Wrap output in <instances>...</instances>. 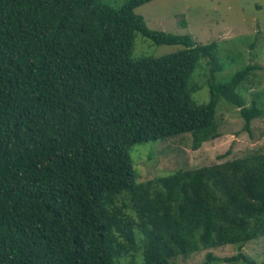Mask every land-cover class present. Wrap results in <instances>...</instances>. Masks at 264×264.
Here are the masks:
<instances>
[{"label":"trees","instance_id":"obj_1","mask_svg":"<svg viewBox=\"0 0 264 264\" xmlns=\"http://www.w3.org/2000/svg\"><path fill=\"white\" fill-rule=\"evenodd\" d=\"M149 1L0 0V264H173L264 237V151L137 180L135 143L190 132L198 149L221 134L222 100L247 130L264 115L240 92L259 64L218 79L219 41L151 28ZM138 31L182 47L133 59Z\"/></svg>","mask_w":264,"mask_h":264},{"label":"rangeland","instance_id":"obj_2","mask_svg":"<svg viewBox=\"0 0 264 264\" xmlns=\"http://www.w3.org/2000/svg\"><path fill=\"white\" fill-rule=\"evenodd\" d=\"M103 1L118 7L127 0ZM136 12L145 18L151 28L189 33L197 43L219 41V60L224 63L223 71L217 75L220 80L231 76L248 62L259 64L254 75L243 83L240 92L249 104L260 95L258 99L264 107V0H151L138 6ZM255 35L260 40L251 47ZM181 47L155 43L138 31L135 32L131 56L133 59L158 57L178 51ZM209 68L206 60L201 59L195 70L193 81L202 86L194 93L199 102L207 101L210 95L206 84ZM218 116L221 134L203 142L198 149L192 148L190 132L135 143L130 153L137 180L264 151V115L255 118L251 129L247 130L240 108L222 100ZM209 251L217 257H230L241 252L260 263L264 261V237L254 238L242 248L237 244H227L195 252L187 258L178 255L173 264H247L243 259L206 263Z\"/></svg>","mask_w":264,"mask_h":264}]
</instances>
